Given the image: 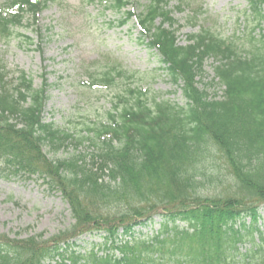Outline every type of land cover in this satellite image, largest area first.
Listing matches in <instances>:
<instances>
[{
  "label": "trees",
  "instance_id": "1",
  "mask_svg": "<svg viewBox=\"0 0 264 264\" xmlns=\"http://www.w3.org/2000/svg\"><path fill=\"white\" fill-rule=\"evenodd\" d=\"M55 1L8 4L19 10L17 5H25L35 14ZM169 1L138 4L137 23L140 36L181 88L184 106L158 102L156 96L149 101L128 88L119 97L118 125L107 141L99 140L103 127L96 132L86 128L93 132L89 137L42 124L45 86L33 90L21 76L14 93L1 88L0 158L9 175L39 172L49 177L73 219L67 237L94 230L106 235L102 254L59 251L56 243L66 236L48 244L40 238L0 239V264H264V236L244 220L250 217L253 225L257 204L264 202V0H247L244 9L254 21L247 35L251 50L237 49L209 29L190 33L180 45ZM176 1L179 11L190 5V0ZM125 4L114 0L112 7L119 10ZM21 17L0 11V34ZM207 57L218 62L213 66L218 82L207 83L223 85L220 96L208 94L196 81ZM101 75L98 81L114 84L111 71ZM27 97L25 108L21 102ZM108 115L114 120L111 111ZM84 140L98 151H77ZM70 144L68 157L45 154L44 148L55 155ZM205 186L214 192L201 194ZM154 213L163 218L154 236L116 240L119 229L130 233ZM248 229L258 232V242ZM248 240L250 247L241 252L240 245Z\"/></svg>",
  "mask_w": 264,
  "mask_h": 264
},
{
  "label": "rangeland",
  "instance_id": "2",
  "mask_svg": "<svg viewBox=\"0 0 264 264\" xmlns=\"http://www.w3.org/2000/svg\"><path fill=\"white\" fill-rule=\"evenodd\" d=\"M88 1L60 0L37 15L36 21L26 14L22 28L17 31L22 40L12 36L7 41H0V65L10 71L31 73L36 86L40 83L41 74H45L49 84V97L43 114L46 122L60 128L78 127L76 124L93 121L95 115L104 113L110 101L115 100V94L122 92V81L125 80L117 82L114 89L96 86L88 90L81 83L87 78L86 72L98 73L114 63L119 64L127 75H132V80L125 83L144 91L148 98L157 96L160 101L183 105L181 89L172 83L160 68L157 58L138 39V30L133 21L119 26L120 17L104 9L108 0ZM135 2L144 4L148 0ZM187 3L190 5H184L182 12L175 10L176 1H171L169 5L179 25L176 36L180 45L185 43L189 33L209 29L215 35L233 41L240 49L248 48L247 35L254 21L250 15L244 14L246 0H190ZM199 6L201 12L195 11L194 16H190L189 12ZM188 18L193 20L189 22ZM258 31L255 30L254 34ZM24 37L30 38L31 43L25 41ZM260 42L257 41L256 45ZM214 64V59L205 61L203 71L197 78L198 86L203 85L202 88L210 95L213 92L221 95V87L207 83L213 77ZM71 150L47 154L48 157L62 159L68 157ZM80 150L90 152L87 148ZM47 181L36 175L0 177V238H34L36 241L40 238L48 244V241L63 238L72 231L69 208L60 192L51 189ZM227 183L225 181L224 185ZM212 188L205 186L200 193L212 194ZM258 208L256 225L264 234V205ZM159 221V218H155L151 223L136 227L133 236H149L158 228ZM80 239L78 244L83 249H88L90 242H101V237L97 235H86Z\"/></svg>",
  "mask_w": 264,
  "mask_h": 264
}]
</instances>
